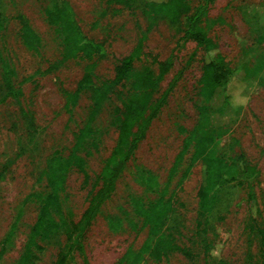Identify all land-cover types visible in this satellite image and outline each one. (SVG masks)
Instances as JSON below:
<instances>
[{"label": "rangeland", "instance_id": "obj_1", "mask_svg": "<svg viewBox=\"0 0 264 264\" xmlns=\"http://www.w3.org/2000/svg\"><path fill=\"white\" fill-rule=\"evenodd\" d=\"M61 0H0V11L7 18L0 31V96L4 92L1 59L15 70L14 84L22 89L21 106L28 113L24 119L20 106L13 98L0 105V250L21 209L22 217L13 236L5 245L0 264H18L35 225L40 204L25 203L31 193L46 192V180H40L47 159L54 153L67 157L75 135L85 125L93 102L83 94L75 109L65 107L66 92H73L81 79L86 62L70 60L56 73H47L49 66L61 57L59 41L49 26L43 10ZM73 6L85 33L94 39L105 40L108 55L97 60L94 79L98 84L114 80L121 61L129 56L146 23L142 15L144 0H135L130 8L119 3L107 5L100 0H67ZM200 0H188L192 8ZM22 18L42 37V55L27 49L21 39ZM207 33L219 45L227 65L235 73L232 89H250L245 101L220 110H208L200 94L204 66V51L195 40L183 42L177 49V36L166 23L149 33L144 55L134 64L136 70L151 68L159 75V62L174 51L175 60L159 85L153 100L169 88L181 72L166 104L153 120L138 149L120 177L116 190L104 203L84 239L85 254H75L69 264H119L129 248L138 252L149 236V227L136 214L133 199L146 207L153 205L163 194L172 197L174 210L169 214L165 230L173 233V244L167 256L155 259L149 254L141 264H206L202 238L196 235L200 190L203 184L201 161L196 162L183 179L191 164L194 145L190 146L177 172L167 186L173 164L194 128L213 136L211 151L233 160L243 155L260 170L255 183L264 226V0H214L206 19ZM156 60V61H154ZM158 62V63H157ZM129 83L116 88L94 127L101 138L98 149L79 152L87 162L86 173L72 167L67 174L62 193L63 213L70 223H78L101 187L98 177L105 160L115 147L119 131L112 125L116 107H121L120 93L126 96ZM139 169L147 170L159 185L149 190L138 180ZM166 190V191H165ZM247 188L231 185L220 192V201L210 218L211 232H217L221 255L229 264H251L258 258L257 245L245 232L249 219L246 203ZM111 221H119L112 229ZM34 248V264H54L66 244L61 231ZM182 249L185 251L183 252ZM187 252V253H186ZM129 259L124 264H128Z\"/></svg>", "mask_w": 264, "mask_h": 264}, {"label": "trees", "instance_id": "obj_2", "mask_svg": "<svg viewBox=\"0 0 264 264\" xmlns=\"http://www.w3.org/2000/svg\"><path fill=\"white\" fill-rule=\"evenodd\" d=\"M107 5L119 3L122 8H130L135 0H100ZM214 0H200L199 4L192 8L188 0H144L142 15L146 23L140 39L133 52L125 57L117 68L114 80L98 84L94 79L97 68V60H102L108 55V46L105 40H97L89 37L80 25L73 6L67 0H61L53 6L44 8L43 13L49 26H51L59 41L61 57L55 60L47 73H56L70 60L81 58L86 62L84 72L73 92H66L65 107L71 112L78 105L83 94L88 93L93 102L91 113L85 125L75 135V142L67 157L60 153H54L47 159L46 166L41 172L40 180H46V192H33L27 196L25 203L30 201L40 204V211L35 225L32 228L29 240L18 264H34L37 257L34 256V248L41 249L39 241H47L54 234L63 232L66 244L59 252L54 264H69L75 260V254H85L84 239L88 230L93 225L104 203L116 190L117 183L125 172L129 162L133 158L141 140L146 135L153 120L157 117L172 92L181 72L171 82L169 88L159 97L154 99L160 83L174 64L173 53L159 64V75L156 76L149 67L136 70L134 64L144 55L145 42L160 22L166 23L177 36V49L183 42L195 40L204 51V66L201 77L200 94L205 108L208 110H220L233 105L235 101H245L250 89L243 86L237 90L232 89L235 73L227 65L219 45L207 33L206 19L210 13ZM7 18L0 11V31L4 30ZM21 22V39L30 51L42 55L43 41L39 33L25 20ZM156 61V60H154ZM3 89L0 96V105L10 97L20 106L24 119L34 124L28 113L21 106L22 89L14 84L15 70L6 59H1ZM129 83L130 92L124 96L120 93L121 107H116L112 115V125L116 126L119 136L110 156L105 160L98 177L101 187L94 195L92 202L84 212L78 223H70L65 218L58 219L56 214L63 213L62 193L65 188L67 174L74 166L81 171H87V162L79 155L82 150L90 148L98 149L100 145L99 131L94 127L96 118L103 110L106 102L120 85ZM214 138L211 135L201 133L194 128L185 146L177 156L171 169L167 186L186 155L190 146L194 145L191 164L185 170L183 179L187 176L192 166L201 161L203 169V184L200 190L199 209L197 218L196 235L202 238V249L206 264H229L221 255V244L218 241L217 232L210 230V218L220 201V192L231 185L237 184L247 188L246 203L249 210V219L245 226V232L251 242V246L257 245L259 258L255 263L264 264V226L259 221L261 206L255 183L261 176L260 170L246 161L243 155L236 159L228 160L211 151ZM138 180L149 190L159 185L156 178L150 176L147 170L139 169ZM166 191V190H165ZM133 208L137 215L143 218V226L149 227V236L144 241L138 252L131 248L120 259L119 264H141L146 254L155 259L167 256L171 249L179 247L173 244V233L165 230L169 214L174 210L172 197L166 199L162 196L150 207H146L138 198H134ZM22 210L17 214L9 234L5 239V245L10 241L22 217ZM112 229L119 226V221H111ZM0 250V260L6 252V246ZM218 246H220L218 248ZM213 250H218L220 255H212ZM184 252L185 250L182 249ZM187 253V252H186ZM85 264H89L85 260Z\"/></svg>", "mask_w": 264, "mask_h": 264}, {"label": "clouds", "instance_id": "obj_3", "mask_svg": "<svg viewBox=\"0 0 264 264\" xmlns=\"http://www.w3.org/2000/svg\"><path fill=\"white\" fill-rule=\"evenodd\" d=\"M219 247H220V246H218V248H219ZM212 255L215 256V257H219L220 253H219L218 250H213V251H212Z\"/></svg>", "mask_w": 264, "mask_h": 264}]
</instances>
